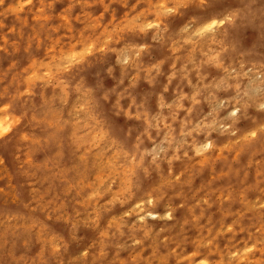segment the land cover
Returning <instances> with one entry per match:
<instances>
[{"label": "clouds", "instance_id": "clouds-1", "mask_svg": "<svg viewBox=\"0 0 264 264\" xmlns=\"http://www.w3.org/2000/svg\"><path fill=\"white\" fill-rule=\"evenodd\" d=\"M0 264H264V0H0Z\"/></svg>", "mask_w": 264, "mask_h": 264}]
</instances>
